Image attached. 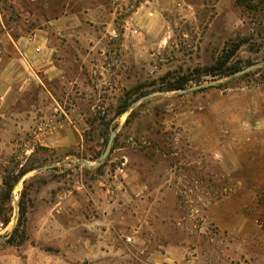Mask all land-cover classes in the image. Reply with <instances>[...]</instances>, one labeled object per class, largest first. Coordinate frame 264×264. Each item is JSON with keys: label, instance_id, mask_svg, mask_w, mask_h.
<instances>
[{"label": "rangeland", "instance_id": "1", "mask_svg": "<svg viewBox=\"0 0 264 264\" xmlns=\"http://www.w3.org/2000/svg\"><path fill=\"white\" fill-rule=\"evenodd\" d=\"M163 4L0 0V65L42 29L60 69L0 98V264H264V0ZM69 12L82 24L50 28ZM229 53L256 67L207 71ZM183 78L207 86L165 90ZM31 164L3 200L4 170Z\"/></svg>", "mask_w": 264, "mask_h": 264}, {"label": "crops", "instance_id": "2", "mask_svg": "<svg viewBox=\"0 0 264 264\" xmlns=\"http://www.w3.org/2000/svg\"><path fill=\"white\" fill-rule=\"evenodd\" d=\"M164 0H143V6L164 5ZM175 1V0H174ZM82 24V17L76 12L65 13L61 16L50 19L49 26L56 32L65 31L68 29L76 28ZM47 32L38 29L31 36L24 38L22 43V50L20 51L23 55L22 58L18 59L15 64L5 63L0 65V98L1 100L6 99L14 91H22L24 88V82L31 81L33 79L34 68L40 69V67H46L47 72L51 77L58 75L57 70L59 65L56 62V50L57 48L51 45ZM2 103H0L1 107ZM263 104L258 100L255 102L256 113H259ZM256 125L251 130L255 132L257 136H264V115L256 117ZM246 129H241L240 134L248 135ZM209 135V134H208ZM258 139V138H257ZM246 143L245 140L240 141Z\"/></svg>", "mask_w": 264, "mask_h": 264}, {"label": "trees", "instance_id": "3", "mask_svg": "<svg viewBox=\"0 0 264 264\" xmlns=\"http://www.w3.org/2000/svg\"><path fill=\"white\" fill-rule=\"evenodd\" d=\"M237 4L239 5H245V6H249L251 8V5L253 3V0H236ZM240 46H237L235 48L232 49L235 50L236 48H238ZM232 55V54H231ZM230 53L226 56V58L224 60H222V57L219 58L217 60V62L210 67L209 70L207 71H213L214 73H218V71H222L224 70V68L226 67L225 69V72L224 74H228V73H233V72H236L238 71L240 68L238 69H234L232 66H227V57H231ZM217 75V74H215ZM186 84H187V79H179L177 80L176 82L172 83L168 88H166L165 90H181V89H184L186 87ZM164 89V88H162ZM129 107V104L126 103L122 108H120L117 112V115L118 116H121L123 113H125L127 111ZM35 167H37L35 164H31V165H25L23 166L22 169H20L19 171H15V170H4V174H3V177H2V180H3V184L4 186L7 187V189L5 190V193L2 195V199L5 200V199H8V200H11L12 199V191H13V188L14 186L17 184V182L19 181L20 178H22L24 175H26L27 173L31 172L32 170L35 169ZM21 205H20V213H21V216L19 218V223L17 224V226L14 228L13 230V234L11 236V242H15L16 240V233L20 232V227L22 226L21 225V218H22V215L24 214V208L22 206V202H20ZM3 223L4 224H8L9 222V218L8 217H5L3 220ZM22 233H24V231H22ZM25 237V234L22 235V239L20 241H23Z\"/></svg>", "mask_w": 264, "mask_h": 264}, {"label": "water", "instance_id": "4", "mask_svg": "<svg viewBox=\"0 0 264 264\" xmlns=\"http://www.w3.org/2000/svg\"><path fill=\"white\" fill-rule=\"evenodd\" d=\"M255 67H256L255 65L248 66V67H246L244 69H241V70L235 72L233 75H235V76L243 75V74L249 72L250 70L254 69ZM205 86H207V84H197V85L192 86V87L181 89L180 91L182 93H186L188 91L200 89V88L205 87ZM157 92L158 93H166L165 91H161V90H159ZM157 92H149L148 94L139 97L137 100H135L132 103V107L137 106L139 103H141V102L147 100L148 98L152 97ZM116 133H117L116 128L111 129V133H110L109 139L107 141V144L105 145L104 150H103L102 154L99 157V162L105 160L108 157V155L110 154V152L112 150V146H113V142H114V138H115ZM86 164H88V163H86ZM38 169L42 170L43 167H39Z\"/></svg>", "mask_w": 264, "mask_h": 264}]
</instances>
